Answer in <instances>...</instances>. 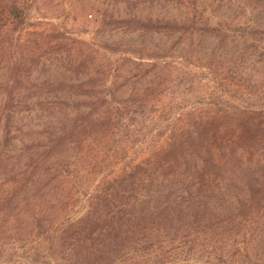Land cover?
<instances>
[{
    "label": "rangeland",
    "instance_id": "374dc122",
    "mask_svg": "<svg viewBox=\"0 0 264 264\" xmlns=\"http://www.w3.org/2000/svg\"><path fill=\"white\" fill-rule=\"evenodd\" d=\"M14 1L29 18L17 30L1 11ZM0 16L8 24L0 32V145L4 127L17 129L20 148L41 144L54 127L164 133L193 113L264 110V30L250 26L264 25V0H0ZM119 143L110 141L107 154ZM246 159L263 168L264 146ZM177 227L142 242L137 260L110 264H264V208L235 203L209 222ZM86 261L36 232L0 237V264Z\"/></svg>",
    "mask_w": 264,
    "mask_h": 264
},
{
    "label": "trees",
    "instance_id": "16d2710c",
    "mask_svg": "<svg viewBox=\"0 0 264 264\" xmlns=\"http://www.w3.org/2000/svg\"><path fill=\"white\" fill-rule=\"evenodd\" d=\"M1 11L15 30L29 21L20 1ZM7 25L0 16V32ZM160 128L54 127L46 141L19 148L17 129L4 127L0 237L36 232L87 264H110L137 260L138 246L161 230L209 222L235 203L264 208V167L252 170L246 159L264 146V110L193 113L183 127ZM113 139L119 146L107 154Z\"/></svg>",
    "mask_w": 264,
    "mask_h": 264
}]
</instances>
